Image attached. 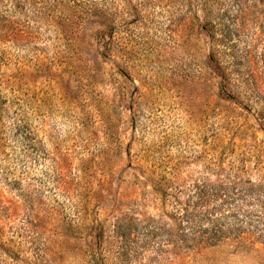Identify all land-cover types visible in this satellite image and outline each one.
<instances>
[{
  "label": "rangeland",
  "instance_id": "rangeland-1",
  "mask_svg": "<svg viewBox=\"0 0 264 264\" xmlns=\"http://www.w3.org/2000/svg\"><path fill=\"white\" fill-rule=\"evenodd\" d=\"M203 180L264 183V0H0V264H264L122 256L159 181Z\"/></svg>",
  "mask_w": 264,
  "mask_h": 264
},
{
  "label": "trees",
  "instance_id": "trees-1",
  "mask_svg": "<svg viewBox=\"0 0 264 264\" xmlns=\"http://www.w3.org/2000/svg\"><path fill=\"white\" fill-rule=\"evenodd\" d=\"M161 200L156 215L115 224L126 258L137 243L157 254L190 251L231 239L241 246L264 245V183L250 180L208 183L159 181L153 189ZM247 202L246 209L239 202ZM140 226L138 233L133 229Z\"/></svg>",
  "mask_w": 264,
  "mask_h": 264
}]
</instances>
